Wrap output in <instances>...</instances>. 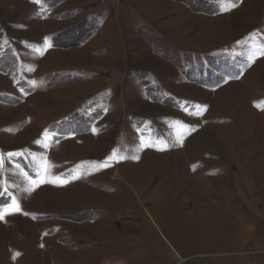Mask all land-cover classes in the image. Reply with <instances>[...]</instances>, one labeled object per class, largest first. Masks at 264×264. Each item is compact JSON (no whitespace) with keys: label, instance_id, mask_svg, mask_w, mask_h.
Returning <instances> with one entry per match:
<instances>
[{"label":"rangeland","instance_id":"374dc122","mask_svg":"<svg viewBox=\"0 0 264 264\" xmlns=\"http://www.w3.org/2000/svg\"><path fill=\"white\" fill-rule=\"evenodd\" d=\"M261 53L264 0H0V264H264Z\"/></svg>","mask_w":264,"mask_h":264},{"label":"snow or ice","instance_id":"6c2138e0","mask_svg":"<svg viewBox=\"0 0 264 264\" xmlns=\"http://www.w3.org/2000/svg\"><path fill=\"white\" fill-rule=\"evenodd\" d=\"M34 2H36L37 4H41L42 3V0H34ZM237 6H238L237 4L233 3L228 8H226V10H231L232 8H235ZM45 39L47 40L48 38H45ZM261 55H264V53H261ZM253 58H255V54H254V57ZM258 107H264V106L258 105ZM9 155H14V154H9ZM115 155H116V153L114 151L113 152V156H115ZM126 158L127 157L120 156V157H118V160H123V159H126ZM133 158L138 159V157H133ZM108 159L111 160L112 157H109ZM3 163H4L3 155H0V167L3 166ZM52 166L53 165H51L50 162L47 164V167H52ZM103 166L104 167H108L109 165L107 163H104ZM39 182H49V181L43 180V181H39ZM39 182L33 181V184L36 185ZM10 209H11V212H19V211L22 210L20 204L15 199H13L12 200V203H11V205L9 207H6L3 210H0V220H4L6 214H11Z\"/></svg>","mask_w":264,"mask_h":264}]
</instances>
